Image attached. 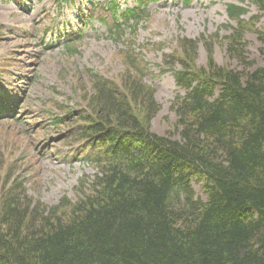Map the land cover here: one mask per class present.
<instances>
[{"label":"trees","instance_id":"1","mask_svg":"<svg viewBox=\"0 0 264 264\" xmlns=\"http://www.w3.org/2000/svg\"><path fill=\"white\" fill-rule=\"evenodd\" d=\"M250 2L264 12V0ZM144 11L112 2L109 29L119 35ZM227 14L240 24L247 10ZM243 38L237 29L229 52L242 56ZM94 79L96 117L78 134L96 174L65 206L28 200L13 181L0 199V264H264V64L238 71L212 53L205 68L183 63L177 137L151 130V92Z\"/></svg>","mask_w":264,"mask_h":264},{"label":"rangeland","instance_id":"2","mask_svg":"<svg viewBox=\"0 0 264 264\" xmlns=\"http://www.w3.org/2000/svg\"><path fill=\"white\" fill-rule=\"evenodd\" d=\"M16 1L0 0V96L13 100L6 113L0 109V199L13 181L45 206H65L85 192L97 172L89 161L95 149L78 133L96 117V75L121 90L131 82L151 92V130L177 137L174 73L183 63L205 68L212 53L218 66L238 71L264 64V12L250 0ZM112 2L120 13L145 10L140 23H123L114 35L104 14ZM228 4L247 10L240 24ZM237 29L242 56L229 52ZM78 31L83 36L73 42ZM147 105L137 107L143 119Z\"/></svg>","mask_w":264,"mask_h":264}]
</instances>
